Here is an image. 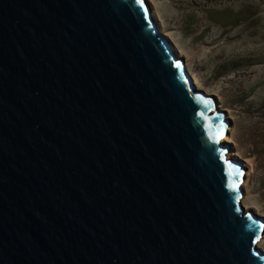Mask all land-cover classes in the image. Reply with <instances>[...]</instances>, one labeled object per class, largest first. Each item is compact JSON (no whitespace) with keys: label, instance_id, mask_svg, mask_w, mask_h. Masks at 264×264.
Segmentation results:
<instances>
[{"label":"water","instance_id":"water-1","mask_svg":"<svg viewBox=\"0 0 264 264\" xmlns=\"http://www.w3.org/2000/svg\"><path fill=\"white\" fill-rule=\"evenodd\" d=\"M215 108L146 0H0V264H264Z\"/></svg>","mask_w":264,"mask_h":264},{"label":"rangeland","instance_id":"rangeland-1","mask_svg":"<svg viewBox=\"0 0 264 264\" xmlns=\"http://www.w3.org/2000/svg\"><path fill=\"white\" fill-rule=\"evenodd\" d=\"M148 2L157 28L230 121V151L250 174L244 199L264 211V0ZM195 20L203 26L192 33Z\"/></svg>","mask_w":264,"mask_h":264},{"label":"bare ground","instance_id":"bare-ground-1","mask_svg":"<svg viewBox=\"0 0 264 264\" xmlns=\"http://www.w3.org/2000/svg\"><path fill=\"white\" fill-rule=\"evenodd\" d=\"M146 1H147V4L149 5L148 0H146ZM151 14H152V17H153V20H154L156 18L154 12L151 13ZM154 23H155V21H154ZM193 23H194V26L192 25ZM200 26H203V23L199 22V20H198V22H196V20H195V21L190 23L189 31L190 32H192V31L194 32V31L198 30V28H200ZM159 28L160 27H158L160 35L162 37H164L165 33ZM170 46H171L172 50L174 51V53L177 55L178 58H182L184 56V51L183 50L176 49V47H174V45H172V44H170ZM187 70H188L189 74L192 76L194 84L197 86V88L200 91H204L205 92L206 88H205L204 84L202 83V81L200 80V78L194 72H192L190 69H187ZM215 110H218V108H215ZM229 126H228V132L225 135V137L223 138V142H225V143L226 142L227 143H234V139L229 134V132L231 131ZM229 156L235 158L236 160H239V158H242V155L239 152L230 151ZM246 167H248V166L246 165L244 168L246 169ZM246 176L248 177V176H250V174L246 172ZM242 187L244 188V190L248 189V180H246L244 182V184H242ZM243 205H244V208L247 209V211L252 210V211L256 212V214H258L260 217H264V211L261 210L259 207H257V205L255 203H253L252 201H250L248 198L244 199ZM259 247L262 248V250H264V239L259 243Z\"/></svg>","mask_w":264,"mask_h":264}]
</instances>
